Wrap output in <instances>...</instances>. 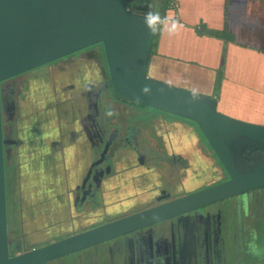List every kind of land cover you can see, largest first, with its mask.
<instances>
[{
    "label": "crops",
    "instance_id": "0c3cea01",
    "mask_svg": "<svg viewBox=\"0 0 264 264\" xmlns=\"http://www.w3.org/2000/svg\"><path fill=\"white\" fill-rule=\"evenodd\" d=\"M168 1L173 10L158 12L183 27L173 35L157 32L148 76L211 95L234 118L264 122V0ZM54 69L11 80L2 98L4 131L13 142L5 160L9 230L23 237L44 233L42 243L51 242L88 227L93 212L102 220L114 218L161 193L182 195L221 178L193 124L111 99L110 107L98 102L92 115L84 87L96 77L83 72L82 82H74ZM26 82L33 93L30 102L17 104L16 121L5 94L12 97L15 87L22 92ZM110 134L111 171L99 186L88 181L83 202L80 185ZM81 213L91 218L81 222Z\"/></svg>",
    "mask_w": 264,
    "mask_h": 264
},
{
    "label": "water",
    "instance_id": "95a60500",
    "mask_svg": "<svg viewBox=\"0 0 264 264\" xmlns=\"http://www.w3.org/2000/svg\"><path fill=\"white\" fill-rule=\"evenodd\" d=\"M164 0H0V264H43L162 220L264 188V122L234 118L216 98L147 74L153 32L144 24L149 8L165 14ZM164 14V15H165ZM166 16V15H165ZM101 46L105 80L89 94L90 113L101 93L191 123L198 130L227 179L154 206L72 233L9 257L5 160L8 140L3 127L6 85L23 74L74 53ZM92 86H88L90 89ZM93 108V109H94ZM114 139L110 134L103 157ZM255 155V156H253ZM91 164L80 189L98 184ZM250 162V164L248 163ZM84 197V196H83Z\"/></svg>",
    "mask_w": 264,
    "mask_h": 264
},
{
    "label": "flooded vegetation",
    "instance_id": "af4514ba",
    "mask_svg": "<svg viewBox=\"0 0 264 264\" xmlns=\"http://www.w3.org/2000/svg\"><path fill=\"white\" fill-rule=\"evenodd\" d=\"M99 47L101 48L100 45H94L92 47H89L77 53H74L68 57H65L61 60L47 64L45 66H42L36 70H40L46 67H53V68L55 67L56 71H59V73H62L63 76H65V73H66L67 78H73L74 82L75 81L82 82L83 72L93 74L96 77V82L92 85L86 84L84 87V91H86L85 95L87 98L86 105H87V108L90 109L89 104H88V101H89L88 98H89V94L92 92V88H94L96 84H98L99 82L105 80V65L103 61L102 52ZM64 62L68 64L67 67L62 65V63ZM26 74H23V75H26ZM62 75L60 76L62 77ZM10 83L6 85V92H8L9 90ZM13 84L16 85V82ZM30 86H31L30 82H26V84L24 83L22 85V90H23L22 92L17 90L16 87L14 86L15 91H12L11 93L12 97H9V99H8V93L5 94L7 98L6 100H8L9 102V109L11 108L12 111L15 112V110L17 109L16 108L17 104H23V102H25L26 100L30 102L31 95L33 93L32 91L29 94V91H31ZM88 86H92V87L89 89ZM35 87L37 88L36 89L37 91L38 85L36 84V82H35ZM77 91H81V89ZM109 99L113 100V102H119V104L122 107L124 106L140 107L142 109L150 110L154 113L161 114L157 111H153L151 109L138 106L131 102H127L121 99H116L109 92L107 94L101 93L99 95L97 103L101 102L102 105H104L105 107H110L108 104ZM93 108L94 107H92V111H93L92 115H96L95 108L94 109ZM17 114L18 113H16V121L17 119H19V116H17ZM162 115L168 116L165 114H162ZM2 117L4 119V116ZM168 117H171V116H168ZM171 118H174V117H171ZM103 119H105L104 115H103ZM3 127H4V124H3ZM6 137L8 140H11L9 139L7 134H6ZM117 138H118V135L116 134V139ZM123 139L125 140L127 138L124 136ZM105 142L106 140L104 141V143ZM104 143L101 144L98 158L95 160V162L98 160H101V161H99L96 167L93 168L95 172H98L97 179L99 180H101V178H103L105 174L110 173L111 171L110 166L112 167V161H113L111 158L112 152L110 148L112 143L110 144L107 153L103 157H101ZM123 143L124 142L120 141V144L123 145ZM122 149H123L122 146H120V150H119L120 154L122 153ZM150 160H152V158H150ZM136 161L137 163H142L143 159L139 155L136 158ZM108 163H110V166L108 165ZM248 163L250 164V162ZM102 165H104V167H101ZM226 179L227 177L222 171L221 178L219 180H216L213 183L208 184L204 187H207L209 185H212V184H215L221 181H225ZM99 183L100 181H98V184H95V183L94 184L96 186H99ZM260 191H264V188L251 191V192H247L241 195H237V196L207 205L205 207L196 209L194 211L185 213L180 216H175V217L162 220L160 222L154 223L147 227L129 232L127 234L116 237L114 239H110L107 241L97 243L90 247L81 249L79 251L70 253L68 255L59 257L57 259L48 261L43 264H53L63 258L70 259V262L68 264H152L153 257H163L164 264H228L227 251L229 247V241L231 239L234 241L233 245L235 246V254L236 256L238 255V251H237L238 248L236 245L237 244L236 241L238 240L237 238L238 232L235 228L233 227L231 228L229 219L227 217V210L226 208L223 207V203L228 200H232L236 198L239 199V203L237 204V208L239 209L238 210L239 212L236 210V213L237 212L240 213L239 215L241 217V221L242 219L244 221L247 220L246 226L243 227V224L241 223L240 227L241 229L246 230L249 236L246 239L248 240V245H250V240H252L255 237L256 231L255 230L253 231L250 228V226H248V222H253L256 218H259V217L264 218V215H260V214L257 215L254 213L256 212L255 210L252 211V207H255V203H258V199H256L257 198L256 192H260ZM6 192H7V187H6ZM79 193L81 194L82 201L84 202L85 195L89 193L88 190L80 189ZM164 195L169 196L166 193H164ZM161 196H163L162 193L156 196L154 200H152V202L147 204L146 206L136 208L135 210L125 213V214L117 215L114 218H107V219L102 220L99 218L96 212H93L92 214H94L95 222H92L90 224L91 226L89 225L88 227H85L82 230L88 229L94 226H98L110 220H114L124 215H128L133 212L140 211L142 209L154 206L157 203L164 202L165 200L160 201V202L157 201V199ZM177 196H180V195H177ZM177 196H169V199L175 198ZM243 197L247 198L246 199L247 211L246 210L243 211L241 209L242 206L244 205L243 204L244 201H242ZM7 210L9 214V197H8V202H7ZM87 214L88 213H85V214L81 213V215L79 216L81 222L88 221L91 218V216ZM11 218L14 219L13 215ZM80 231H77V232H80ZM12 233L15 234L14 236L16 239L14 241H11ZM73 233H76V232H73ZM8 235H9L8 250L10 252L9 257H12L18 253H21L24 250H29L33 247H38L40 245L48 243L46 242V243H41L39 245L22 246L21 248L22 243L24 245L27 244L25 239L27 240L28 238L23 237V235H20V234L18 235L17 232L15 231L13 232L11 230H9ZM18 237H22V239L21 238L19 239ZM23 238H25L24 241H23ZM57 239H61V238H57ZM11 247H13L14 251H16L15 253H12ZM254 264H258V262H254ZM259 264H262V263L259 262Z\"/></svg>",
    "mask_w": 264,
    "mask_h": 264
},
{
    "label": "rangeland",
    "instance_id": "374dc122",
    "mask_svg": "<svg viewBox=\"0 0 264 264\" xmlns=\"http://www.w3.org/2000/svg\"><path fill=\"white\" fill-rule=\"evenodd\" d=\"M135 2H141V3H146L148 1L151 0H134ZM165 1V0H164ZM100 48V47H99ZM101 50V48H100ZM219 109L224 110L223 108L219 107ZM257 198L258 199V203H255V207H252V211H256L254 212L255 214H260V215H264V191H260V192H256ZM246 197L242 198L243 202V206H242V210L243 211H247V202H246ZM7 202H8V196H7ZM239 203V199H232V200H228L226 202L223 203V207L226 208L227 210V217L229 219L231 228H235L238 232L237 238L238 240L236 241V245L238 248V255L236 256L235 254V246L234 241L231 239L229 241V247H228V251H227V257H228V264H254V262H261L262 264H264V218L259 217L256 218L253 222H248V226H250V228L254 231H256L255 233V237L250 240V245H248V240L246 238H248V234L246 232V230L241 229L240 224H243V227L246 226L247 224V220L244 221L242 219L241 221V217H240V213H238L239 209L237 208V204ZM236 210L238 211L236 213ZM90 225V224H88ZM86 227V226H85ZM242 227V228H243ZM15 234L12 233L11 234V241H14L16 238L14 236ZM19 239L22 237H18ZM25 238H23L24 241ZM44 239L39 240L38 238H33L31 240H26L27 244H21V248L22 246H28V245H39L42 243ZM252 247V248H251ZM11 251L12 253H15L16 251H14L13 247H11ZM20 250V248H19ZM253 251V252H252ZM10 253V252H9ZM70 262L69 258H63L53 264H68Z\"/></svg>",
    "mask_w": 264,
    "mask_h": 264
},
{
    "label": "clouds",
    "instance_id": "9594fccd",
    "mask_svg": "<svg viewBox=\"0 0 264 264\" xmlns=\"http://www.w3.org/2000/svg\"><path fill=\"white\" fill-rule=\"evenodd\" d=\"M144 24L150 32H166L173 35L183 27L180 21L173 17L162 16L160 12L149 8L144 15ZM152 264H164L163 257H153Z\"/></svg>",
    "mask_w": 264,
    "mask_h": 264
},
{
    "label": "trees",
    "instance_id": "16d2710c",
    "mask_svg": "<svg viewBox=\"0 0 264 264\" xmlns=\"http://www.w3.org/2000/svg\"><path fill=\"white\" fill-rule=\"evenodd\" d=\"M156 37H157V32L153 33V35H152V39H151V42H150L151 51H152V49H153L154 46H155V40H156ZM42 234H44V233H37V234L34 235V236H29V237H27V238H28L27 240H31V239H33V238H38L39 240H42V238L39 237V236H41Z\"/></svg>",
    "mask_w": 264,
    "mask_h": 264
},
{
    "label": "built area",
    "instance_id": "2783aa9c",
    "mask_svg": "<svg viewBox=\"0 0 264 264\" xmlns=\"http://www.w3.org/2000/svg\"><path fill=\"white\" fill-rule=\"evenodd\" d=\"M166 2H169L168 0H165Z\"/></svg>",
    "mask_w": 264,
    "mask_h": 264
}]
</instances>
